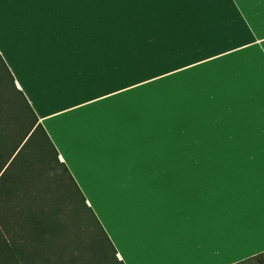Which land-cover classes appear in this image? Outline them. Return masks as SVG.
<instances>
[{
    "label": "crops",
    "instance_id": "crops-1",
    "mask_svg": "<svg viewBox=\"0 0 264 264\" xmlns=\"http://www.w3.org/2000/svg\"><path fill=\"white\" fill-rule=\"evenodd\" d=\"M89 1L0 0V55L109 240L123 246L126 264H237L238 256H259L264 124L227 129L214 143L188 142L171 100L157 94L158 75L126 80L124 52L105 45L87 15L78 17L73 8ZM165 3L187 8L197 33L213 29L191 40L202 46L206 39L214 52L200 57L198 50L180 68L211 61L197 66L193 82L251 87L254 72L264 71V0ZM40 36L48 51L38 61Z\"/></svg>",
    "mask_w": 264,
    "mask_h": 264
},
{
    "label": "rangeland",
    "instance_id": "rangeland-1",
    "mask_svg": "<svg viewBox=\"0 0 264 264\" xmlns=\"http://www.w3.org/2000/svg\"><path fill=\"white\" fill-rule=\"evenodd\" d=\"M165 1L90 0V5L73 9L78 17L88 16L89 26L106 37L105 45L124 52L120 56L123 60L120 72L123 74L124 66L126 80L158 75L153 78L157 84V94L171 100L174 125L181 128L185 126L188 142L214 143L218 133L227 129L263 125L264 71L254 72L255 81L250 84L251 87L222 86L213 80L207 85L193 82L199 73L197 66H207L211 61L185 69L180 68L189 61L196 60L198 50L203 51V56L200 57L214 52L211 48L214 45L206 39H202V46L193 45L191 40L199 33L204 36L209 31L208 34H211L213 29L204 27V30L200 29L197 33L194 29L196 25H193L195 22L190 23L188 20L187 8L181 12L173 6L167 7ZM211 10L214 11L215 7L211 6ZM200 26L202 27V24ZM222 41L219 40L220 44ZM165 54L171 56L165 57ZM161 58L167 60L168 66L159 64L158 70L155 71V66L152 65L161 61ZM237 100L243 103L237 104ZM56 203L62 210L61 217L67 225L68 242L72 245L69 251L78 253L74 248L77 237L82 239L78 240L79 244L86 241L89 224L82 214L77 217L70 215L71 210L66 203L58 200ZM80 208L92 228L96 229L91 214L85 208ZM81 256L85 257V253Z\"/></svg>",
    "mask_w": 264,
    "mask_h": 264
},
{
    "label": "trees",
    "instance_id": "trees-1",
    "mask_svg": "<svg viewBox=\"0 0 264 264\" xmlns=\"http://www.w3.org/2000/svg\"><path fill=\"white\" fill-rule=\"evenodd\" d=\"M0 60V74L4 77L2 102L6 113L0 126V163L3 164L0 177H4L0 182V248L4 249V259L9 264L17 259L81 264L88 259L89 246L97 242L98 231L92 228L80 207L88 210L99 225V231L108 236L86 205L69 170L58 159L55 146L38 123L24 94L16 86L13 88V76L1 55ZM38 142L50 145L46 163L38 162L32 150ZM52 151L56 153L55 160L51 157ZM56 200L66 203L73 217L82 214L89 224L86 241L79 244L82 239L77 237L74 248L78 253L69 251L72 245L68 242L67 225ZM25 235L31 237V248L26 246Z\"/></svg>",
    "mask_w": 264,
    "mask_h": 264
},
{
    "label": "snow or ice",
    "instance_id": "snow-or-ice-1",
    "mask_svg": "<svg viewBox=\"0 0 264 264\" xmlns=\"http://www.w3.org/2000/svg\"><path fill=\"white\" fill-rule=\"evenodd\" d=\"M29 4L32 5H65L74 3L75 0H27ZM35 30V29H34ZM0 31H2V26H0ZM35 54L36 58L39 61L43 58L44 54L48 51V38L44 36H40L35 41ZM2 62V60H0ZM11 76L8 77L9 83H11ZM15 85H13V88ZM4 89V77L3 74H0V126L3 125L5 120V109L2 102V94ZM50 145L38 142L33 146V151L36 153V157L38 162L46 163V157L49 151ZM51 157L53 160L56 158V153L54 151L51 152ZM0 167H3V164L0 163ZM4 177H0V182H2ZM81 203H83V197H81ZM88 211V210H86ZM90 214V213H89ZM96 229L98 231V239L94 245H90L87 249L88 259L81 262V264H126V256L127 253L124 251L123 246L120 245L119 250L117 248V244H114L109 241V239L104 235L103 232L99 231V225H96ZM26 246L32 247L31 237L25 235L24 237ZM118 243V242H117ZM260 253L259 256H254L253 254H249L248 256H238L236 257L237 264H257V260H259V264H264V242H262L261 246L257 249ZM0 264H9L8 261L4 259V249L0 248ZM11 264H49L48 261H29L27 259H17Z\"/></svg>",
    "mask_w": 264,
    "mask_h": 264
}]
</instances>
